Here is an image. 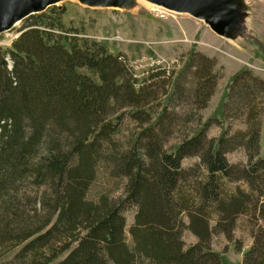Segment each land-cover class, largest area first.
<instances>
[{
  "label": "trees",
  "instance_id": "16d2710c",
  "mask_svg": "<svg viewBox=\"0 0 264 264\" xmlns=\"http://www.w3.org/2000/svg\"><path fill=\"white\" fill-rule=\"evenodd\" d=\"M65 13L30 15L0 45V264H224L208 245L211 231L233 228L240 215L264 221V78L239 70L221 119L166 149L168 107L149 105L166 70L135 77L122 53L83 36ZM215 67V58L190 53L200 109L216 90ZM179 84L170 98L188 91ZM230 118H244L246 129L208 136ZM125 120L138 124L127 137ZM236 149L245 164L229 162ZM189 158L199 161L185 165ZM186 230L196 244L186 246ZM252 236L243 264H264V227Z\"/></svg>",
  "mask_w": 264,
  "mask_h": 264
},
{
  "label": "rangeland",
  "instance_id": "374dc122",
  "mask_svg": "<svg viewBox=\"0 0 264 264\" xmlns=\"http://www.w3.org/2000/svg\"><path fill=\"white\" fill-rule=\"evenodd\" d=\"M64 10L65 21L78 27L85 37L105 42L113 53H122L135 74L145 79L149 75L166 70L164 75L153 79L151 102L155 111L168 107L169 120L165 123L169 131L165 148L170 149L182 141L185 134L193 132L211 117L221 119V106L232 77L242 68L248 67L264 78V0H238L237 17L233 29L217 34L201 19L188 13L165 10L147 0H130L125 6H90L79 0H64L56 5ZM46 9V10H47ZM66 9V10H65ZM45 10V11H46ZM24 19L12 29L0 32V45L10 46L19 35ZM191 52H200L216 59L215 71L221 75L214 95L205 108L195 103L196 79L186 69ZM9 67L12 61L8 60ZM187 70L183 77L182 73ZM160 71V72H161ZM134 74V76H136ZM180 75V77H179ZM179 77V78H178ZM184 79V80H183ZM180 82L188 91L181 98H170L173 88ZM179 87V88H180ZM148 105V106H149ZM264 108V105H263ZM261 119V155H264V111ZM137 123L124 121L123 135L129 136L137 129ZM227 127L232 131L246 129L244 118L226 119L223 126L214 125L209 137H218ZM232 164H245L247 157L243 149L227 154ZM185 165L198 162L199 158L185 159ZM245 187L244 182H230L229 187ZM219 218V217H218ZM215 219L210 222L215 225ZM252 216L240 215L233 228L223 223L211 231L208 245L219 252L224 264H243L245 252L253 244V230L264 221ZM188 222V219L186 218ZM133 212L127 213L126 236L132 242L129 226ZM186 246L196 244L199 238L190 230L183 235Z\"/></svg>",
  "mask_w": 264,
  "mask_h": 264
},
{
  "label": "water",
  "instance_id": "95a60500",
  "mask_svg": "<svg viewBox=\"0 0 264 264\" xmlns=\"http://www.w3.org/2000/svg\"><path fill=\"white\" fill-rule=\"evenodd\" d=\"M64 0H0V32L12 29L30 15L44 12L48 7ZM90 6H125L130 0H79ZM167 9L188 13L204 20L217 34L233 29L238 0H147ZM218 5L216 11L213 6Z\"/></svg>",
  "mask_w": 264,
  "mask_h": 264
},
{
  "label": "bare ground",
  "instance_id": "6f19581e",
  "mask_svg": "<svg viewBox=\"0 0 264 264\" xmlns=\"http://www.w3.org/2000/svg\"><path fill=\"white\" fill-rule=\"evenodd\" d=\"M217 8H218V5H214L213 6V10L212 11H216L217 10ZM173 11V10H172ZM176 12V11H175ZM179 13H181V12H179Z\"/></svg>",
  "mask_w": 264,
  "mask_h": 264
}]
</instances>
